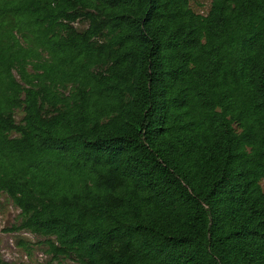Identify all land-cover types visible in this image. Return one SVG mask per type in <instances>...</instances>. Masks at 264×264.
<instances>
[{
  "label": "trees",
  "instance_id": "trees-1",
  "mask_svg": "<svg viewBox=\"0 0 264 264\" xmlns=\"http://www.w3.org/2000/svg\"><path fill=\"white\" fill-rule=\"evenodd\" d=\"M263 179L264 0H0V196L46 264H264Z\"/></svg>",
  "mask_w": 264,
  "mask_h": 264
},
{
  "label": "rangeland",
  "instance_id": "rangeland-1",
  "mask_svg": "<svg viewBox=\"0 0 264 264\" xmlns=\"http://www.w3.org/2000/svg\"><path fill=\"white\" fill-rule=\"evenodd\" d=\"M209 6L210 0H190V7L199 14H206ZM75 26L83 29L86 24L76 23ZM21 117V112H16L17 122ZM260 186L264 190V179L261 180ZM19 213V209L6 195L0 196V254L3 260L8 264H46L51 259L46 238L18 230Z\"/></svg>",
  "mask_w": 264,
  "mask_h": 264
}]
</instances>
